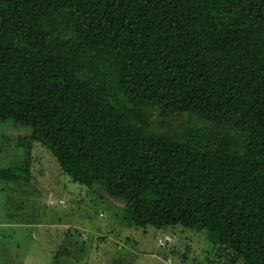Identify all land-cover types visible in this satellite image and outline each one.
Returning a JSON list of instances; mask_svg holds the SVG:
<instances>
[{
    "label": "trees",
    "instance_id": "1",
    "mask_svg": "<svg viewBox=\"0 0 264 264\" xmlns=\"http://www.w3.org/2000/svg\"><path fill=\"white\" fill-rule=\"evenodd\" d=\"M6 120L130 226L264 264V0H0Z\"/></svg>",
    "mask_w": 264,
    "mask_h": 264
},
{
    "label": "rangeland",
    "instance_id": "2",
    "mask_svg": "<svg viewBox=\"0 0 264 264\" xmlns=\"http://www.w3.org/2000/svg\"><path fill=\"white\" fill-rule=\"evenodd\" d=\"M29 134L0 122V169L27 165L30 177L0 181V264H227L203 231L130 226L122 201L71 182Z\"/></svg>",
    "mask_w": 264,
    "mask_h": 264
},
{
    "label": "built area",
    "instance_id": "3",
    "mask_svg": "<svg viewBox=\"0 0 264 264\" xmlns=\"http://www.w3.org/2000/svg\"><path fill=\"white\" fill-rule=\"evenodd\" d=\"M169 240V237L167 235H164V236H160L158 238V244L159 245H165V242L167 243Z\"/></svg>",
    "mask_w": 264,
    "mask_h": 264
}]
</instances>
